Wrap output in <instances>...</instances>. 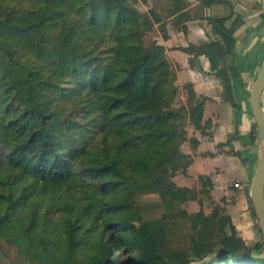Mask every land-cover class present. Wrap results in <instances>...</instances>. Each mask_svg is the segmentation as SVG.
<instances>
[{
	"label": "trees",
	"instance_id": "obj_1",
	"mask_svg": "<svg viewBox=\"0 0 264 264\" xmlns=\"http://www.w3.org/2000/svg\"><path fill=\"white\" fill-rule=\"evenodd\" d=\"M151 1L143 12L148 0H0V239L29 249L41 224L53 226L64 234L56 264H75L86 244L96 251L88 264H125V253L129 264H264V241L248 246L219 207L143 220L145 194L166 204L212 200L205 176L193 188L173 181L192 163L182 145L199 144L189 129L207 126V98L187 83L180 100L177 67L146 33L158 25L167 38L168 21L188 12L207 19L215 38L182 50L192 66L201 55L223 62L217 75L233 106L240 77L241 18L227 26L233 13L205 15L231 2ZM42 196L51 198L43 211Z\"/></svg>",
	"mask_w": 264,
	"mask_h": 264
},
{
	"label": "crops",
	"instance_id": "obj_2",
	"mask_svg": "<svg viewBox=\"0 0 264 264\" xmlns=\"http://www.w3.org/2000/svg\"><path fill=\"white\" fill-rule=\"evenodd\" d=\"M187 1L191 7L200 3L199 0ZM228 1L231 6L216 3L205 9V15L228 16L233 13L227 26L236 18L242 20L234 33L233 47V63L240 72V77L232 80L236 106L225 99L224 85L217 75L223 62L216 57L201 55L195 58L192 66L190 59L193 56L182 50L190 44L198 45L215 38L207 19L194 18L190 12L181 22L170 19L166 25L167 38L160 32L158 25L151 30L154 40L166 48L170 62L178 69L176 84L180 89L184 91V85L191 83L199 96L207 98L203 118V125L207 123V126L203 131L189 129V137H195L199 144L196 148L189 141L182 145L183 152L192 157V163L186 172H178L173 181L179 187L193 188L199 184V178L205 176L210 180L212 196L211 201L203 204L198 201H173L166 204L158 196L153 220L160 221L165 216L181 213L195 215L200 211L210 216L213 208L219 207L230 216L246 244L253 247L264 241L259 225H255L257 217L250 198L252 179L260 155L250 91L264 60V0ZM151 5L152 1L148 0V4L141 3L138 8L146 12ZM262 106L264 109V94ZM236 182H240L242 189L235 187ZM157 226L160 230L165 227L162 223ZM259 254L264 257V247Z\"/></svg>",
	"mask_w": 264,
	"mask_h": 264
},
{
	"label": "rangeland",
	"instance_id": "obj_3",
	"mask_svg": "<svg viewBox=\"0 0 264 264\" xmlns=\"http://www.w3.org/2000/svg\"><path fill=\"white\" fill-rule=\"evenodd\" d=\"M146 43L154 41L151 30L145 35ZM180 100L184 101L186 97V91L182 90L179 94ZM158 194H145L139 198V209L142 214L143 220L150 221L154 218V209L158 204ZM160 197V196H159ZM40 204V210H44L45 206L50 202V196H42L37 198ZM35 201V205H36ZM252 204V202H251ZM33 206V204H32ZM253 206V204H252ZM25 211H22L24 213ZM145 217V218H144ZM51 218H57L56 221H61L60 213L52 212ZM140 224V223H139ZM256 225V224H255ZM257 226V225H256ZM34 236V247L26 249L23 246H19L17 243H7L6 239H0V264H56L65 254L63 248L64 234L55 227L46 228L41 224V227ZM93 240H97L94 238ZM118 251L116 252V254ZM96 254L94 246L92 244H86L82 249H78L75 255V264H88L92 256ZM191 256L190 253H187ZM129 254H121V261L125 264H129ZM259 257H261L259 255ZM92 264H97V261H93ZM194 264H199L198 261Z\"/></svg>",
	"mask_w": 264,
	"mask_h": 264
},
{
	"label": "water",
	"instance_id": "obj_4",
	"mask_svg": "<svg viewBox=\"0 0 264 264\" xmlns=\"http://www.w3.org/2000/svg\"><path fill=\"white\" fill-rule=\"evenodd\" d=\"M264 94V60L258 76L250 91V104L255 118L260 140V155L252 179L250 198L254 212L259 221V228L264 237V109L262 97Z\"/></svg>",
	"mask_w": 264,
	"mask_h": 264
},
{
	"label": "built area",
	"instance_id": "obj_5",
	"mask_svg": "<svg viewBox=\"0 0 264 264\" xmlns=\"http://www.w3.org/2000/svg\"><path fill=\"white\" fill-rule=\"evenodd\" d=\"M235 187L238 188V189H242L243 186L240 184V182H236L235 183ZM255 224L259 225V221H258L257 218L255 219Z\"/></svg>",
	"mask_w": 264,
	"mask_h": 264
}]
</instances>
